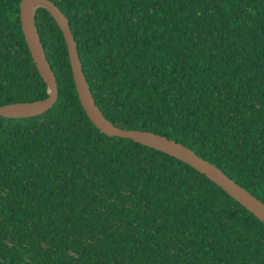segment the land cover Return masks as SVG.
I'll list each match as a JSON object with an SVG mask.
<instances>
[{"label":"trees","instance_id":"1","mask_svg":"<svg viewBox=\"0 0 264 264\" xmlns=\"http://www.w3.org/2000/svg\"><path fill=\"white\" fill-rule=\"evenodd\" d=\"M0 0V105L47 97ZM93 98L123 129L173 139L264 203V0H51ZM58 98L0 116V264H264V223L188 164L102 133L44 8Z\"/></svg>","mask_w":264,"mask_h":264},{"label":"water","instance_id":"2","mask_svg":"<svg viewBox=\"0 0 264 264\" xmlns=\"http://www.w3.org/2000/svg\"><path fill=\"white\" fill-rule=\"evenodd\" d=\"M47 10L62 31L70 61L76 92L88 118L102 133L131 139L137 143L166 153L194 168L224 190L256 218L264 223V203L228 177L220 168L198 156L187 146L164 135L146 130L123 129L109 121L97 106L89 84L85 78L79 59L77 43L70 29L69 21L59 7L51 0H21L19 3L20 24L25 41L47 87V97L31 102H15L0 105V116L4 118H28L40 115L51 109L58 98L55 74L47 60L35 24L36 11Z\"/></svg>","mask_w":264,"mask_h":264}]
</instances>
